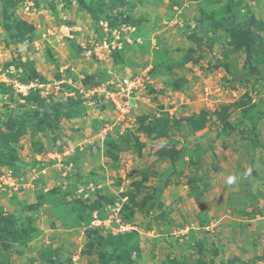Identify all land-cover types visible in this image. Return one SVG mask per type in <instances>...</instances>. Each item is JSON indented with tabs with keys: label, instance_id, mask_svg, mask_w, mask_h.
<instances>
[{
	"label": "rangeland",
	"instance_id": "obj_1",
	"mask_svg": "<svg viewBox=\"0 0 264 264\" xmlns=\"http://www.w3.org/2000/svg\"><path fill=\"white\" fill-rule=\"evenodd\" d=\"M126 1L134 4L129 12L141 20L138 28L109 30L102 21V35L77 0H24L8 9V18L0 4V82L11 86L14 96L11 102L0 94V133L8 132L4 124L11 118L21 124L33 112L21 107L20 99L31 88L61 114L71 103L82 110L60 119L55 139L52 132L32 138L28 125L16 146L15 170L0 168V207L14 214L18 226L29 224L39 232L25 248L11 244L8 252L0 250V263L50 264V259L55 264H89L83 254L85 226L72 222L71 202L97 203L99 216L93 212L90 227L115 235L121 231L105 220L118 210L123 222L119 210L127 200L125 194L136 195L148 206V212L136 213L132 223L123 222L128 225L126 232L139 233L141 256L135 264H192L200 257L196 246L200 242L201 264H226L232 258L238 259L235 264H264L260 259L264 253V76L257 80L249 74L244 55L228 61L229 71L215 67L214 59L223 62L225 36L214 39L207 27L196 24L197 0ZM248 11L264 20V0H243L241 18ZM19 21L35 29L26 45L13 43L11 31L4 29ZM191 32L206 45L196 48L195 61L182 65L185 50L193 46L187 39ZM258 60L253 66L263 72L264 53ZM32 70L46 83L22 84L20 79L28 78ZM91 76L103 80L93 95L85 83ZM125 80L134 84L133 97L107 92L120 88ZM244 94L255 109L237 110L223 128L212 112ZM114 101L128 107L117 109ZM201 110L209 117L191 133L183 126L180 133L171 131L151 142L137 131L140 116L181 119ZM255 110L259 111L251 117ZM126 131L144 144L139 154L110 146ZM249 137L257 138L260 146L254 147ZM33 141L42 144L39 154L32 150ZM163 144L181 150L172 167L153 155ZM106 148L117 155L116 162L105 156ZM142 175L147 179L137 191L133 182ZM163 176L170 185L155 195ZM230 176L236 178L232 184ZM27 206L38 207L23 209Z\"/></svg>",
	"mask_w": 264,
	"mask_h": 264
},
{
	"label": "trees",
	"instance_id": "obj_2",
	"mask_svg": "<svg viewBox=\"0 0 264 264\" xmlns=\"http://www.w3.org/2000/svg\"><path fill=\"white\" fill-rule=\"evenodd\" d=\"M24 0H0L2 6L3 15L8 18V9H14L18 4ZM88 1V2H87ZM223 0H197L199 18L196 20V24L200 27L205 26V31H209L215 38L220 40V36H225L222 46V61L215 60V67H223L230 70L228 61H236L241 55H244V66L248 67L251 76L257 77L264 76V70L261 72L253 66L254 61L259 62L258 57L264 53V41L262 34H264V20L255 18L251 11L244 14L246 17L241 18L243 0H225L224 4H220ZM78 5L89 15L90 19L95 23L99 33L102 35V29L99 26L104 21L109 30H119L122 26L132 27L137 29L141 20H135L130 15V10L134 7L132 2L126 0H77ZM210 4L214 5V8L205 10L203 7ZM146 20L145 18L143 21ZM4 29L7 32L11 31L10 39L13 43H20L26 45L31 39L34 27L24 21H19L13 25H5ZM134 30V31H135ZM136 33V32H134ZM134 33L131 37L134 38ZM221 33V34H219ZM193 46H190L185 50V54L182 57L181 64H187L192 61V57L197 49H200L203 45H206L194 32H191L187 38ZM212 41V40H210ZM115 62L118 63L119 53L114 52ZM156 67H162L156 66ZM24 72V71H23ZM22 72V73H23ZM153 73V72H152ZM256 73V74H254ZM103 80L97 76H91L86 79V85L88 84L93 88L101 84ZM20 82L24 83H39L45 84V78L35 70H32L28 78H21ZM103 83V82H102ZM180 89V85L177 83L175 88ZM0 94L7 95L11 102L14 101L13 89L11 86L0 82ZM20 97V96H19ZM22 101L21 107L32 108L31 114H26L21 120V124H17L13 118H11L5 127L6 133H0V168H8L9 171L15 170V165L18 163V151L17 145L19 140L27 133L28 125L31 130V137L43 134L46 132H52L54 139L58 136V123L60 119L71 118L81 114L82 110L77 104L71 103L67 106L66 112L61 114L58 112V108H49L46 103V98H43L36 88H31L30 92L20 97ZM246 100V101H245ZM253 104H250V98L247 94L242 95L236 101L222 104L218 109L212 112V116L216 121L222 124L223 128H227L230 124V115L237 110L246 113L250 112ZM35 109V110H34ZM260 110V109H259ZM259 110L251 111L254 115ZM209 117L207 111L201 110L198 114H193L186 118L177 119L172 117L170 119L162 116L161 118L149 119V115L140 116L137 121V131L143 133L147 140L155 142L157 139L164 138L167 133L176 131L180 133L183 126L189 133L195 131L199 127L203 126ZM240 124L239 126H241ZM254 147L260 146L257 138H248ZM112 149L119 152L135 151L138 154L144 148V144L138 141V137L131 131H126L120 135L114 142L110 144ZM107 147V146H106ZM262 148V147H261ZM32 150L39 154L43 148L42 144L37 141L32 142ZM157 161H168L171 167L180 159L181 150L176 149L173 146L165 145L153 154ZM105 156L112 160L117 161V155L110 152V148H106ZM1 175V172H0ZM147 179L146 175H142L138 182H133L135 190L139 191L143 181ZM170 185L167 176L162 177L160 187L154 192L155 195L161 193V190ZM127 200L121 205L119 210L120 217L123 222L128 224L132 223L136 213H147V204L142 200H138L136 195H125ZM152 200V198H151ZM78 202V203H77ZM74 206L73 214L74 218L72 222L75 225L85 226L84 238L86 240L85 249L83 254L90 259L89 264H135L137 258L141 256V250L139 246L140 238L137 231H130L121 234L113 235L111 232L105 230L106 233H102L98 228L90 227L93 212L99 216L97 210L99 206L97 203H82L81 200L71 202ZM150 206V205H149ZM38 206H27V211L35 210ZM77 207V208H76ZM52 229L56 228V225H51ZM37 228L31 225L18 226L17 220L12 213L5 212L4 208L0 207V250L8 252L11 244L17 245L19 248H25L36 236L38 235ZM197 252L200 257L192 264H201V257L204 255L201 242L197 245ZM213 255H218V250H213ZM41 260H43L40 257ZM264 262V253L260 257ZM238 261L237 258L230 259L226 264H235ZM33 260L31 261V263ZM50 264H55L52 260L47 259ZM2 264V263H0ZM171 264H176L172 261ZM189 264V263H188Z\"/></svg>",
	"mask_w": 264,
	"mask_h": 264
},
{
	"label": "built area",
	"instance_id": "obj_3",
	"mask_svg": "<svg viewBox=\"0 0 264 264\" xmlns=\"http://www.w3.org/2000/svg\"><path fill=\"white\" fill-rule=\"evenodd\" d=\"M11 73V72H10ZM129 80H131V79H129ZM129 80H125V81H123V86H120V88H118V89H116V90H113V89H111V90H108L107 92L108 93H110V94H118V93H120V98H122V97H124V98H127V99H130V97H131V95H132V97H133V94H132V90H131V88H132V86L134 85L131 81H129ZM18 86V85H17ZM32 85H30V86H28V87H26V86H23L22 88H24V89H30V87H31ZM19 87V86H18ZM20 88V87H19ZM97 90H99V86L98 87H96V88H93V89H90L89 91H90V94L91 95H93V94H96L95 92H97ZM114 107H116L117 109H120V110H122V111H124L127 107H128V103H123V104H120V103H116L115 101H114ZM116 105V106H115ZM10 173V172H9ZM2 179H3V176H2V178H1V181H2ZM119 218V216H118V210L115 212V213H113L112 214V216L110 217V218H107L105 221H110V223H112L114 226H112V227H114L116 230H118V231H121V233H125L126 231H125V229L124 228H127L128 227V225L126 226V227H124V225H126V224H124L123 222L121 223L120 222V220L118 219ZM104 221V222H105ZM101 223H99V225H100ZM125 231V232H124ZM121 233H117V234H121Z\"/></svg>",
	"mask_w": 264,
	"mask_h": 264
},
{
	"label": "clouds",
	"instance_id": "obj_4",
	"mask_svg": "<svg viewBox=\"0 0 264 264\" xmlns=\"http://www.w3.org/2000/svg\"><path fill=\"white\" fill-rule=\"evenodd\" d=\"M99 86V85H98ZM98 86H95V87H93V88H96V87H98ZM93 88H89V90L90 89H93ZM235 177H232V176H230L229 178H228V183L229 184H232V183H234L235 182ZM132 231V230H131ZM134 231H136V230H134Z\"/></svg>",
	"mask_w": 264,
	"mask_h": 264
}]
</instances>
